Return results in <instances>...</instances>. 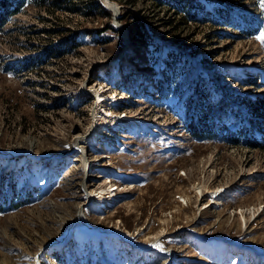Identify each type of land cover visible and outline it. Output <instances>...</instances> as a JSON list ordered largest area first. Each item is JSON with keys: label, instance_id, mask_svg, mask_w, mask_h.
<instances>
[{"label": "rangeland", "instance_id": "374dc122", "mask_svg": "<svg viewBox=\"0 0 264 264\" xmlns=\"http://www.w3.org/2000/svg\"><path fill=\"white\" fill-rule=\"evenodd\" d=\"M110 1L0 0V264H264V0Z\"/></svg>", "mask_w": 264, "mask_h": 264}, {"label": "bare ground", "instance_id": "6f19581e", "mask_svg": "<svg viewBox=\"0 0 264 264\" xmlns=\"http://www.w3.org/2000/svg\"><path fill=\"white\" fill-rule=\"evenodd\" d=\"M106 4H107V6L114 8V4L110 0H108V3H106ZM129 52L131 54L136 53V51L134 50V47H132L129 50ZM120 56L121 55H119V57ZM138 56L141 59L143 58V56L140 54ZM119 57L116 59H113L109 63H107L111 69L110 73L113 76V78H115V79H119L121 77V73L119 71V65H120L119 64V59H120ZM122 58H124L125 61L127 62L125 55ZM143 65L144 64L141 65L140 70L135 75L134 79L136 82L140 80V76L142 75V73L143 74L145 73L143 71L146 70V67H142ZM99 72H101V73L104 72V66H102L100 68ZM106 91L107 90L102 88V87H99V88L94 87V88H90L87 90V92L90 93L92 98H93V110L91 112L90 126H89V129L86 132V134L83 136V139H85V142L87 144H93V143L97 142L99 137H102L103 139H106V142H109L110 136L103 131L104 129H106L107 124H112V125L120 124V123H122V118L126 117V115L116 116L113 114L112 108H116V104L118 101L115 100L116 97L115 98L113 96L109 97L110 94H108V93L106 94ZM108 104H110V105H108ZM127 127L131 131H135V129H136L135 124H132V123H129L127 125ZM75 160L79 161L84 166H89V169H94V168L98 167V165H99V163H98L99 160L97 161L96 159H92L88 156L87 157L81 156ZM113 170L116 172L115 167H113ZM88 176L90 177V175H88ZM87 179H88V177L86 178V181H85V178L82 177L81 182L79 183L80 191L86 192L87 182H88ZM193 187L195 190L199 189L198 190L199 192L202 191L201 185H199V184L193 185ZM113 189H114L113 187H108V188H101V189L92 190L89 194L87 193L88 198H89L88 199L89 203L94 205L98 211L107 210L110 206L115 204V199L112 197H106V196H104V194L109 193L111 196L112 195L111 192L113 191ZM207 191L209 192L208 196L210 197V200L212 203H214L217 206H221L224 204V202L222 200L225 197L226 192L228 191L226 187L218 186V187L211 189V190H209V188H207ZM184 200L187 202L186 197H184ZM241 216H243V212L241 213ZM73 219L84 220L85 218H83L81 212H77V215ZM240 226H241V223H240ZM116 230H114V231H116ZM120 235L123 236L126 240H129V242H131V244H133V242L130 240V238L127 234L123 233ZM135 247L139 248L138 246H135ZM158 248L163 249L159 246H158ZM165 253L168 254L169 256H172L174 254V251L172 248H168V249H165ZM169 259H170V257L167 258L166 260H164L163 264H170Z\"/></svg>", "mask_w": 264, "mask_h": 264}, {"label": "trees", "instance_id": "16d2710c", "mask_svg": "<svg viewBox=\"0 0 264 264\" xmlns=\"http://www.w3.org/2000/svg\"><path fill=\"white\" fill-rule=\"evenodd\" d=\"M1 8H3V9L5 10V6L2 5ZM15 9H16V6H11V11H10V13H11V14L14 13ZM7 10H8V9H7ZM95 10L102 11V13H104L108 18H110V12H109L108 10L104 9L103 7L98 6ZM2 23H3V19L1 18V14H0V29H2V28H1ZM254 103H255V105H257L256 107H259V106H260V104H259V103H260V100L254 101ZM256 103H257V104H256Z\"/></svg>", "mask_w": 264, "mask_h": 264}, {"label": "water", "instance_id": "95a60500", "mask_svg": "<svg viewBox=\"0 0 264 264\" xmlns=\"http://www.w3.org/2000/svg\"><path fill=\"white\" fill-rule=\"evenodd\" d=\"M106 8H107V9H110L108 6H106ZM114 17H115V15H114ZM119 29L122 31L123 36H124V38L126 39L124 31H123L120 27H119Z\"/></svg>", "mask_w": 264, "mask_h": 264}]
</instances>
